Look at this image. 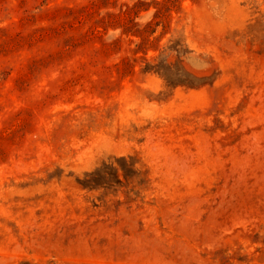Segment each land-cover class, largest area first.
I'll return each mask as SVG.
<instances>
[{
    "label": "rangeland",
    "instance_id": "obj_1",
    "mask_svg": "<svg viewBox=\"0 0 264 264\" xmlns=\"http://www.w3.org/2000/svg\"><path fill=\"white\" fill-rule=\"evenodd\" d=\"M0 264H264V0H0Z\"/></svg>",
    "mask_w": 264,
    "mask_h": 264
}]
</instances>
